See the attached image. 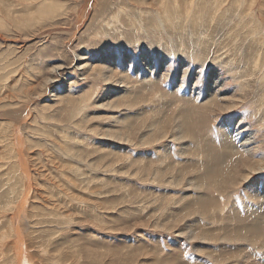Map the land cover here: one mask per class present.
<instances>
[{
    "label": "rangeland",
    "instance_id": "obj_1",
    "mask_svg": "<svg viewBox=\"0 0 264 264\" xmlns=\"http://www.w3.org/2000/svg\"><path fill=\"white\" fill-rule=\"evenodd\" d=\"M0 264H264V0H0Z\"/></svg>",
    "mask_w": 264,
    "mask_h": 264
},
{
    "label": "bare ground",
    "instance_id": "obj_2",
    "mask_svg": "<svg viewBox=\"0 0 264 264\" xmlns=\"http://www.w3.org/2000/svg\"><path fill=\"white\" fill-rule=\"evenodd\" d=\"M193 6V5H192ZM165 7V6H164ZM206 8V7H205ZM188 18V17H187ZM254 23V22H253ZM29 114V113H28ZM15 125V124H14ZM235 134V133H234ZM234 136V135H233ZM22 147V146H21ZM18 148V147H17ZM255 172V171H254ZM247 175V174H246ZM32 186V185H31ZM25 196V195H24ZM25 198V197H24ZM27 200V199H26ZM23 204L25 203V202H22ZM20 250V249H19ZM19 257V256H18ZM20 259V258H19Z\"/></svg>",
    "mask_w": 264,
    "mask_h": 264
}]
</instances>
